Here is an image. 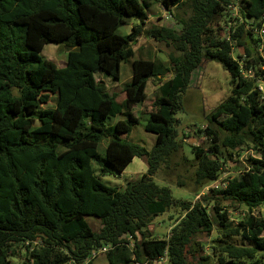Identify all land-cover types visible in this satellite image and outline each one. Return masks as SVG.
Wrapping results in <instances>:
<instances>
[{"label":"trees","instance_id":"1","mask_svg":"<svg viewBox=\"0 0 264 264\" xmlns=\"http://www.w3.org/2000/svg\"><path fill=\"white\" fill-rule=\"evenodd\" d=\"M157 3L170 14L173 9L191 12L187 19L173 14L180 31L144 30ZM234 4L236 0H0V264H11L17 247L25 255L21 264H93V252L104 248L108 264H156L161 259L191 264L189 256L198 252L195 238L214 230L216 264H264V221L253 214L264 209V94L259 91L264 82V40L259 36L264 0H240L236 10L230 8ZM132 21V33L120 34ZM143 32L175 47L180 56H171L169 67L133 61L126 100L119 103L96 77L118 81L122 63L134 56L132 44ZM49 44L68 51L64 67L41 55ZM238 49L243 53H235ZM203 60L220 63L234 89L211 113L212 127L200 131L211 146L192 147L194 158L188 159L176 116ZM151 80H158L159 95L145 126L156 136L148 151L121 137L139 119L127 115L115 125L109 122L142 104ZM52 96L55 106L43 108ZM242 151L255 158L249 157L247 166L232 167L238 174L222 181L225 188L202 195L223 177L225 166L239 162ZM180 152L183 164H193V184L203 197L199 202L175 199L168 186L154 180ZM141 158L148 170L140 179L123 188L103 182ZM228 203L249 212L237 226L228 216ZM172 209L183 216L169 238L154 237L152 221ZM87 217L101 221L98 232ZM241 235L253 246L230 242Z\"/></svg>","mask_w":264,"mask_h":264},{"label":"rangeland","instance_id":"2","mask_svg":"<svg viewBox=\"0 0 264 264\" xmlns=\"http://www.w3.org/2000/svg\"><path fill=\"white\" fill-rule=\"evenodd\" d=\"M149 21L144 27V30L153 26L168 27L174 30L180 31L181 26L174 18V15H178L182 18H188L191 12L188 9L178 11L172 10V15L166 11L161 3H157L149 11ZM174 14V15H173ZM173 16V17H172ZM220 21V20H219ZM135 22H130L127 26L119 30L120 34L128 35L132 33V27L135 26ZM220 28H225L223 21H220ZM224 37V32H223ZM222 37V38H223ZM248 45H251L248 42ZM134 50V56L125 61L121 65V75L118 81H114L104 75H97V81L101 82L111 95H116V99L119 103H123L126 100V85L130 84L133 76V61L138 59L151 60L157 63H161L166 67L171 66V56H180L179 52L173 46H168L165 43L156 42L154 39L148 37L145 32L132 44ZM235 53H243L242 49L235 50ZM234 53V54H235ZM41 55L44 59L53 62L58 67L62 68L67 63L68 51L63 47L56 44L46 45ZM159 82L158 80H151L146 88V100L137 105L132 111L118 115L116 118L110 120L109 124L115 125V123L127 118V115H133L139 119V124L135 125L129 134H124L122 139H127L130 142L139 144L151 150L156 143V136L148 133L145 130L149 114L151 112L152 103L159 95ZM234 84L231 75L226 71L223 66L213 60H203L199 68H197L191 77V82L182 96L183 109L176 118L179 120L177 131L179 139L182 144V151L188 159H193L192 147H200L208 150L211 146V140L200 131H203L207 126H211L210 118L211 113L215 111L219 105L226 101L232 94ZM56 104V98L52 96V99L43 108H52ZM106 142L104 141L99 151L103 153ZM182 152L175 155L172 158L171 164L168 166H162L154 177V180L160 186H168L171 189L172 195L175 199H182L188 202H199L202 200L201 190L198 191L193 184V164H183L181 161ZM249 157L255 158L253 152H241L238 156L239 162L224 167L223 174H230L235 176L238 174L232 167L240 164L247 166ZM96 169L98 167L95 166ZM148 170V163L145 158L135 159L132 164L126 169L123 174H115L106 176L103 178V182L112 187L123 188L127 182L140 179L143 174ZM179 181L185 184L184 187L179 185ZM180 186V187H179ZM198 191V192H197ZM229 206L228 216L231 222H234L235 226L242 221L243 218L249 214V212L237 204ZM259 219L264 221V209L254 211ZM210 215L213 220H216L215 214L210 211ZM183 216V212L179 209H172L164 215L156 217L149 227V230L154 237L159 239L169 238L172 229L178 223V220ZM91 229L98 232L101 229V221L95 217H87ZM218 228V225L215 226ZM217 237L216 230L211 235L201 234L195 238V248L198 250L196 257L189 256L188 261L191 264H196L205 258H209L204 264H216L218 254L212 250L213 243ZM230 242L235 246H253V242L248 239L239 236L230 239ZM203 245V246H202ZM17 255L10 259L11 264H21L25 259L23 249L16 248ZM93 264H108L104 254L96 256L92 260ZM166 262H159L157 264H165Z\"/></svg>","mask_w":264,"mask_h":264},{"label":"built area","instance_id":"3","mask_svg":"<svg viewBox=\"0 0 264 264\" xmlns=\"http://www.w3.org/2000/svg\"><path fill=\"white\" fill-rule=\"evenodd\" d=\"M239 1L240 0H236V4H234V6H230V8L231 9H233V10H236L237 9V6H239ZM237 11H235V14H236V16H238L237 15V13H236ZM263 40H264V30H262L261 32H260V35H259ZM261 48H264V43L262 42L261 43ZM246 78H250V77H252L250 74H247V76H245ZM259 91L260 92H262L263 94H264V82H261L260 84H259ZM249 152V151H248ZM231 175L228 173V174H223V177L219 180V181H216V182H214V183H212L211 185H209V186H207L203 191H202V195H204V194H206L207 192H209V190H211V189H218L219 187H226V185H227V182L226 183H222V181L224 180V179H226V178H228V177H230ZM107 248H104V249H102V250H100V251H98V252H93V255H92V257L93 258H95L96 256H98V255H100V254H104L105 252H107ZM163 261H165L166 262V260L165 259H161V260H159L157 263H159V262H163ZM156 263V264H157ZM166 264V263H165Z\"/></svg>","mask_w":264,"mask_h":264},{"label":"crops","instance_id":"4","mask_svg":"<svg viewBox=\"0 0 264 264\" xmlns=\"http://www.w3.org/2000/svg\"><path fill=\"white\" fill-rule=\"evenodd\" d=\"M152 8H153V7H152ZM152 8H151V9H152ZM150 11H151V10H150ZM149 15H150V14H149Z\"/></svg>","mask_w":264,"mask_h":264}]
</instances>
